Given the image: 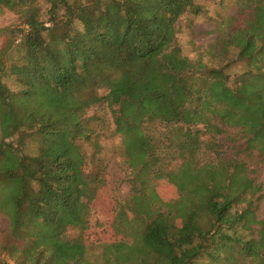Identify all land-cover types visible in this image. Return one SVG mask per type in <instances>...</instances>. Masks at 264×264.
<instances>
[{
    "label": "trees",
    "instance_id": "trees-1",
    "mask_svg": "<svg viewBox=\"0 0 264 264\" xmlns=\"http://www.w3.org/2000/svg\"><path fill=\"white\" fill-rule=\"evenodd\" d=\"M206 1L0 0V15L21 20L0 29V264H264V196L240 207L247 164L240 151L225 163L218 140L251 123L264 137V0H235L220 21L217 67L178 42L179 21L205 15ZM103 110L132 178L173 180L179 164L191 186L132 214L128 246L91 263L82 199L107 173Z\"/></svg>",
    "mask_w": 264,
    "mask_h": 264
},
{
    "label": "rangeland",
    "instance_id": "rangeland-1",
    "mask_svg": "<svg viewBox=\"0 0 264 264\" xmlns=\"http://www.w3.org/2000/svg\"><path fill=\"white\" fill-rule=\"evenodd\" d=\"M203 3L206 6L205 15L185 16L179 21L178 42L183 55L190 60H201L210 67L221 66L225 64L224 61L228 56L219 58L217 47H214L217 38L215 30L219 27L220 21L222 22L229 17V13H232L235 0H209ZM36 4L42 12L48 8L43 1ZM20 23L18 16L11 12L0 15V29L16 28ZM3 42L4 38L0 36V45ZM98 114L102 120L101 155L106 159L108 166L103 185L97 192L88 193L82 199L83 212L85 215L88 214L89 225L84 236L86 258L91 263L96 262L103 253L114 254L128 246L132 234L137 232L140 226V223H131L132 214L146 218L152 205L175 202L191 186L189 177L179 164L174 166L178 176L173 180L157 178L147 183H138L136 178H132L130 171L121 164L118 139L112 135L113 127L107 111H98ZM251 124L244 130H230L218 136V140L226 148L225 163L234 160L235 153L240 151L241 154L235 157L236 160L247 164L249 183L236 190L242 208L256 197L264 196V137L258 134L257 128L250 126ZM200 142L203 149L210 147L205 136L200 137ZM211 157L200 159L204 163L211 161ZM202 183H204L203 178H200L198 185ZM135 191H138L139 201L134 205L132 196ZM120 215L130 222L133 228L127 229L123 225H118L116 216ZM257 216L258 219L264 218V197L258 204ZM178 217H169L167 220L173 223L179 222ZM6 225V220L0 216V238ZM76 234L74 230L68 233L71 237Z\"/></svg>",
    "mask_w": 264,
    "mask_h": 264
}]
</instances>
